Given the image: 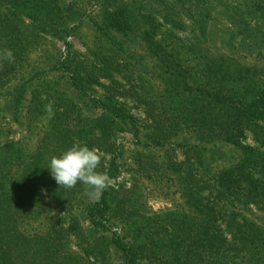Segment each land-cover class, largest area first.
Wrapping results in <instances>:
<instances>
[{
  "label": "trees",
  "instance_id": "1",
  "mask_svg": "<svg viewBox=\"0 0 264 264\" xmlns=\"http://www.w3.org/2000/svg\"><path fill=\"white\" fill-rule=\"evenodd\" d=\"M101 4L102 23L97 26L107 48L92 51L89 67L70 59L61 65L65 71L72 70L71 81L77 89H85L87 81L100 84L108 80L120 98L98 102L103 112L96 124L77 123L60 131L59 135L66 132L71 136L65 142L96 149L112 143L116 128L103 123L105 115L116 118L112 121L116 127L124 125L130 131L136 127L138 134V120H143L153 139L190 130L204 138L219 134L222 141L241 147L239 138L247 130L260 135L258 128L264 122V64H259L264 61V0H108ZM75 12L66 0H0V88L11 84L22 71L31 37L37 40L40 33L61 37L63 26ZM188 31L191 38L183 39L180 34ZM223 33L227 38L221 48L216 47ZM4 49L12 51L14 62L2 58ZM83 71L84 77L80 75ZM26 94V83L15 89L12 109L20 113L24 106L33 116L44 114L42 103L24 105ZM133 110L139 118L130 112ZM59 116L62 122L71 118L66 113ZM75 120L84 121L80 110L75 111ZM54 124L52 121L51 131ZM51 137L41 145L59 147L62 141L58 137L48 141ZM244 150L252 152L249 166L254 170L261 167L264 173V156ZM59 155L58 149L51 153L43 147L28 156L18 142L0 146V264H107L106 257L93 262L92 256L100 242L97 235L104 233L110 220L108 190L78 213L76 201L86 186L78 183L68 189L56 183L48 168L51 157ZM103 160L101 156L100 172ZM244 175L239 181V174L229 173L225 186L232 190L246 183L248 199L264 197V178L254 181ZM209 212L207 224L215 210ZM207 227L198 231L196 247L206 245L210 235L219 237L212 225ZM74 241L76 252L71 249ZM225 243L217 246L223 248ZM108 244L123 249L124 264H139L140 247L125 245L117 237ZM207 246L212 252L219 251L211 243ZM261 247L263 250L264 243Z\"/></svg>",
  "mask_w": 264,
  "mask_h": 264
},
{
  "label": "rangeland",
  "instance_id": "2",
  "mask_svg": "<svg viewBox=\"0 0 264 264\" xmlns=\"http://www.w3.org/2000/svg\"><path fill=\"white\" fill-rule=\"evenodd\" d=\"M106 1L66 0L74 5L76 14L63 26L65 32L61 37L43 33L37 40L31 37L32 44L22 71L11 84L0 88V146L18 142L28 156L38 154L43 147L51 153L58 149V154H62L72 145L65 142L71 136L66 132L59 135L60 131L77 123L96 124L103 112L98 102L120 98L108 80H101L100 84L87 81L85 89H77L71 81L72 70L65 71L61 65L70 59L83 66L89 64V67L93 61L92 51L100 46L107 48L100 40L97 26L102 23L101 3ZM224 26L223 22V29ZM180 36L191 38L190 31ZM224 38L227 37L223 33L216 47H222ZM259 64L263 65L264 61ZM25 83L24 105H29L30 101L34 106L42 103L44 114L33 116L24 106L19 114L12 109L15 89ZM78 110L83 122L75 120ZM130 112L139 118L138 111ZM62 113L71 118L60 121ZM104 118L107 121L103 123L109 129L116 128L113 142L98 148L104 158L101 172L111 180L106 188L111 210L107 228L102 235H97L100 242L96 255L92 256L93 262L106 257L107 264L126 263L123 249L108 244L117 237L125 245L131 243L140 247L139 264H264L261 247L264 243V197L256 201L248 199L246 183L232 190L225 186L229 173L239 174V181L244 174L254 181L264 178L261 167L254 170L248 164L252 152L244 150H255L259 158L264 156V122L260 123L262 129L258 128L260 135L247 130L239 138L241 147H237L222 141L219 134L204 138L190 130L176 137L153 139L151 128L143 120H138V134L136 127L130 131L124 125H113L116 118L108 115ZM52 121L55 122L54 131H51ZM51 135L62 141L59 147L41 145ZM54 137L48 141L55 142ZM224 189L228 191L223 192ZM87 191L85 187L76 201L78 213L93 203ZM194 202L203 206L193 208L189 203ZM210 209L215 212L207 224ZM54 215L59 217L60 213L54 211ZM84 223L86 227L89 224L86 218ZM207 225H212L211 230L219 236L210 235L207 244L211 243V247L220 252L210 251L207 244L195 246L198 231H204ZM222 241L227 245L219 248L217 243ZM75 244L74 241L71 245L73 252L78 251Z\"/></svg>",
  "mask_w": 264,
  "mask_h": 264
},
{
  "label": "clouds",
  "instance_id": "3",
  "mask_svg": "<svg viewBox=\"0 0 264 264\" xmlns=\"http://www.w3.org/2000/svg\"><path fill=\"white\" fill-rule=\"evenodd\" d=\"M2 58L14 62L11 50L4 49ZM101 163L99 150L80 143L73 144L59 156H52L49 170L60 187L74 188L82 183L88 189L90 200L99 201L104 190L111 184L110 178L98 171Z\"/></svg>",
  "mask_w": 264,
  "mask_h": 264
}]
</instances>
